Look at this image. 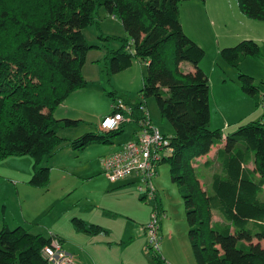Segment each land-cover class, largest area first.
I'll return each mask as SVG.
<instances>
[{"label": "trees", "instance_id": "obj_1", "mask_svg": "<svg viewBox=\"0 0 264 264\" xmlns=\"http://www.w3.org/2000/svg\"><path fill=\"white\" fill-rule=\"evenodd\" d=\"M187 1L203 0H0V160L30 156L33 174L28 185L48 187L50 169L39 164L66 141L57 130L83 122L55 119L53 112L86 84L85 58L97 46H89L83 30L93 24L96 7L104 6L117 14L128 35L120 49L108 51L109 71L117 74L130 68L134 59L142 60L146 73L139 93L143 100L153 97L161 117L173 127L168 137L173 153L161 162L168 164L183 200L195 264H264V248L252 243L264 239V116L239 125L224 138L219 129H208L209 80L199 67L205 53L185 35L179 21V5ZM235 1L243 16L264 21V0ZM170 42L174 51L169 61L163 50ZM129 47L132 50L125 51ZM259 54L258 44L251 40L220 51L222 61L234 69L242 59ZM182 62L191 63L193 71L180 73ZM237 80L243 92L264 106V81L257 88L249 76L241 74ZM118 100L131 109L130 121L139 127L145 120L140 110H146L144 101ZM123 125L77 137L68 141L70 148L82 152L94 144L110 145ZM223 141L207 193L192 160ZM204 165L209 168L211 162ZM154 202L153 208L162 213ZM72 224L77 231L105 233L76 218ZM52 239L61 244L57 236L5 226L0 231V264H48L42 250ZM147 250L153 264L164 263L155 250Z\"/></svg>", "mask_w": 264, "mask_h": 264}, {"label": "rangeland", "instance_id": "obj_2", "mask_svg": "<svg viewBox=\"0 0 264 264\" xmlns=\"http://www.w3.org/2000/svg\"><path fill=\"white\" fill-rule=\"evenodd\" d=\"M226 2L230 3V6H226L227 10L224 9V6L212 12L211 23L210 21H200L199 34L201 45L199 46L205 53L200 69L208 77L210 85L209 112L211 119L208 129L216 131L219 127L217 125H225L229 119L238 118V120L229 122L228 128H220L223 130L219 131L225 136L236 131L239 125H244L251 120V122L257 121L253 117L251 119L243 118L252 109L258 108L264 113V106L255 103L254 97L243 92L241 84L237 80L238 75L249 76L254 79L253 86L257 88H260L264 81V41H259L264 39V21L247 19L240 13L235 0H226ZM184 16L188 19L187 14L183 13L182 20ZM93 19V24L83 30V35L89 46H97V49H90L85 58L86 84L69 96L68 103H65L66 99L63 105L57 107L53 112L55 119L64 117L63 119L77 120L69 117L80 115L85 117L88 122H80L78 126L57 130L59 137L66 141L54 151L49 159H43L39 164V167H49L50 169L48 189L30 187L32 189L28 191L30 192L29 196L21 194L20 200L17 196L10 198L6 207V221L11 223L12 229L16 228V222H13L10 215L20 213V204L26 217H29L33 210L43 209L39 218L29 220V226L27 224L24 227H29L28 231L33 235L41 234L48 237L57 233L64 240L62 249L67 254L74 253L76 255V251H73L72 247L76 245V248H86V252L91 254L90 258H86L88 264H93L92 253H95L97 257V264H152L151 254L147 250L146 228L152 222L155 202L148 199L140 200L144 194L139 193L137 187L142 183L129 185L132 186L137 201L130 197L131 190H127L124 195L108 190L107 187L111 184L102 174V159L96 157V154L102 149H112L129 140L138 127L130 121L129 116L125 113L124 131L113 141L112 145H92L82 152H75L70 148L68 142L88 133L98 134L100 130L96 116L110 113V105L118 99L136 104L144 101L151 123L168 137L174 133L171 124L161 117L155 99L148 97L143 100L139 93L142 88V76L146 73V64L142 60L134 59L130 68L117 74H112L108 69L106 60L108 51L120 49L128 39L117 14H110L104 6H97ZM243 22L252 23L254 28ZM236 27L241 29L232 38L238 37V42H235L233 46L224 47L221 40L222 33L225 29H228L227 33H233L236 31ZM195 34L198 35L197 32ZM187 37L192 40L189 36ZM224 40L226 43L229 42L228 38ZM244 40L257 43L260 54L242 59L235 69L227 66L221 59L220 51L234 47ZM172 44V42L167 43L163 50L165 58L169 61L174 51ZM196 44L198 45V43ZM130 50H132L130 47L125 49L127 52ZM217 53L219 56L216 55ZM190 68H192L191 63L182 62L179 72L186 74ZM228 72H233V74ZM222 77H225L226 83L221 93L218 89ZM112 151L114 152L115 149ZM213 160L215 163L210 168L201 165L199 169L195 170L199 178H202V186L207 193L211 192V177L219 166L215 157ZM192 165H197L196 158L192 160ZM32 167L33 159L30 156H12L0 160V191L4 189L3 179H9L10 176L29 175L31 177L33 172L29 174V170ZM96 173V176H103L104 179L86 178ZM152 181L163 209L157 232L159 247L156 251L157 255L165 260L163 264H195L188 239L183 200L178 186L170 179L167 163L160 162L158 164ZM1 197L0 193V199ZM122 204L127 206L122 208ZM78 215L83 216L84 219H82L88 224L96 222L95 224L103 227L108 234L106 236H90L83 232H77L72 224V219L79 217ZM134 215H137L139 219ZM129 217L134 218L135 222L139 224L135 227L143 235L140 238L145 239L142 248H140L141 239L135 237V229H130L134 228L132 226L134 224L127 220ZM126 228L134 232H130V240L128 238L126 244H123ZM143 228L145 233H143ZM2 229L3 227L0 231ZM95 238L99 242L98 244H94ZM252 243H259L261 248H264V239L260 241L253 239ZM75 257L77 261L85 264L82 258L77 255Z\"/></svg>", "mask_w": 264, "mask_h": 264}, {"label": "crops", "instance_id": "obj_3", "mask_svg": "<svg viewBox=\"0 0 264 264\" xmlns=\"http://www.w3.org/2000/svg\"><path fill=\"white\" fill-rule=\"evenodd\" d=\"M228 5L230 6V3L226 2V0L187 1V2L181 3L180 6H179V21H180L181 27L183 29V32L187 36H189L190 38H192L193 41H195L196 43H198V45H200V37H199V34H200V21L201 22L210 21V23H211V14H212V12H214V11H216V10L224 7V6H225L224 9L227 10L226 6H228ZM183 13H186L187 14L188 19L185 18V16H184V19L182 20V14ZM243 23H245V22H243ZM249 23L250 22H248L247 24L245 23V24L246 25H249L252 28H254V25L252 23L251 24H249ZM240 29H241L240 27H236V31L233 32V33H227L228 29H225L224 30V32L221 35V40L223 42V46L224 47L233 46V44H235V42H238L239 38L238 37L232 38V36L237 35V33L240 31ZM195 32H197L198 35H196ZM226 38L229 39V42L228 43H226L225 40H224ZM259 41H264V39H260ZM216 55L219 56V53H217ZM200 66L202 67V61L199 64V67ZM189 70L190 71H193V66ZM228 73L233 74V72H228ZM82 75H83L84 79H86L85 65L83 66V69H82ZM209 76L211 78V75L210 74H209ZM220 79H221V82L219 84L220 87H219L218 91L219 92L221 91V93H222V91H223L222 89L224 88V85L226 83V79H225V77H222ZM209 90H210V85H209ZM69 99L70 98L68 97V99L66 100L65 103H68ZM249 101L252 103L251 100H249ZM132 104H136V103H132ZM61 105H63V104H61ZM145 106H146V104H145ZM108 114L109 113H107V114L106 113H102V114L96 116V120L98 121V123H97L98 129H99V122H100L101 118H103V116H106ZM241 116H243V114H241ZM263 116H264V113H262L257 108V109H252L250 111V113L248 115H244L243 118L244 119H247V118L251 119L253 117L256 120H260ZM69 118L77 119V120H82L83 122H88V120H86L85 117H82L80 115H78L77 117H69ZM239 118H241V117H239ZM59 119H61V118H59ZM210 119H211V117H210ZM235 120H238V118L237 119H229L228 123H226L225 125H217V126H219L218 129L219 130H223V129H220V128H224V129L228 128L229 122H233ZM241 120H243V119H241ZM124 126H125V124L123 125L122 133L124 131ZM136 131L133 132L131 138L129 140H127V141L132 140V138H133V136H134V134H135ZM163 135H165V134H163ZM224 137H225V135L223 134V138ZM113 141H112V143L110 145L113 144ZM127 141H125V142H127ZM125 142H123V143H125ZM122 144H120L117 147H113L112 149H107V148L106 149H102L99 153L96 154V157L99 158V159H103L104 157L112 154V152H113L112 150L113 149H115L114 152L118 151L119 148H120V146ZM223 144H224V141L222 142V144H220L218 146H215V147H212L211 150L209 151V153L207 155H204V156H201L199 158H196L197 165H192L193 168L194 169H199L201 165L205 166L204 164H205L206 161L211 162V165L214 164L215 162H214L213 159H214V157L216 159L217 149L220 148V147H222ZM94 145H102V144H94ZM104 146H108V145H104ZM89 147H87L86 149H88ZM32 168H31V170H29V174H31ZM96 175H97V173L96 174H91V175L87 176L86 178L87 179H94V178H96V179H99V180H101V179L103 180L104 179L103 176H96ZM8 178L9 179H3L4 184H2V186L4 187V189L0 191V193L2 195V197L0 199V229L2 227L4 228L5 226L8 229H12L11 223H9V221H6V217H7L6 207H7L8 200H10V198H13L14 196L19 197V200H20L21 194L27 197V196H29V193H30L28 191H30V189H32V188H30L31 186L28 185V180L30 179V176L29 175H27V176H10ZM49 183H50V171H49ZM109 183L111 185H108L107 188H108V190L112 191V193H114L116 191V193H121V195H124V193H126L127 190H131L132 193H131L130 197H132L135 201H137L136 200L137 196L135 195L132 186H129L130 184H136V183L139 184V180H138V178L136 176H129V177H127V178H125V179H123V180H121L119 182H116V184L115 183H111V182H109ZM200 183L202 184V179L200 180ZM48 187H49V185H48ZM48 187L46 189H48ZM123 187H125V188H123ZM41 189H44V188H41ZM142 196L140 197V200L141 201H143L141 199ZM156 201L159 203V200H158L157 195H156ZM159 205H160V203H159ZM125 206H127V205L122 204V208H124ZM160 207H161V205H160ZM161 209H162V207H161ZM42 210L43 209H41L39 211L33 210V212L30 213L29 217H26V215L24 214V211H23V207L20 204L19 205V211H20V213L11 214L10 216L12 217L13 222H16V226L15 227L22 226L24 229L28 230L29 227L28 228H25L24 226L27 225V224L29 226V220H36L37 218H39L40 215H41V213H42ZM134 216L137 217V215H134ZM79 217H81V218H79ZM79 217H74V218L79 219V220H82L87 225H97V226L101 227L100 225L95 224L96 222H90L91 224H88V223H86L83 220L84 219L83 216H79ZM214 218H215V220H219L217 217H214ZM127 220L133 222V224H134V225H132V226H134V228H130V229L131 230L135 229L134 230L135 231V237L137 239L140 238V237H142L143 236L142 233L135 227L136 225L138 226L139 224L135 222L134 218L129 217ZM101 228L105 231V233L99 234V235L106 236L108 234V232L103 227H101ZM131 230H129L127 228L124 230V233H125L124 236H126V237H125V239H123L124 240L122 242L123 244H126V242H127L126 240L128 238L130 240L129 234H130V232H134V231H131ZM77 232H82V231H77ZM83 233H85L86 235H90V236H99V235L89 234V233H86V232H83ZM143 233H145L144 232V228H143ZM50 236H57V237H59V235L57 233L55 235H50ZM50 236H48V237H50ZM59 238L61 240V244H62V248H63V242H64V240L61 237H59ZM140 239H141L140 248H142L143 245L145 244V239L144 238H140ZM95 240H96V242L94 244H98L99 242H97V239L96 238H95ZM72 247L74 248L73 251L74 250L76 251V255L79 256L80 258H82V260L84 261L85 264H88V260L87 259L90 258L91 254L90 253L88 254L86 252L87 251L86 248H81V247L76 248V245H73ZM76 255L73 253L71 256L74 258V260H75V262L77 264H83L79 260L77 261V259L75 257ZM92 257H93V264H95V263L97 264V257L95 256V253H92Z\"/></svg>", "mask_w": 264, "mask_h": 264}, {"label": "built area", "instance_id": "obj_4", "mask_svg": "<svg viewBox=\"0 0 264 264\" xmlns=\"http://www.w3.org/2000/svg\"><path fill=\"white\" fill-rule=\"evenodd\" d=\"M143 111L145 120L141 122L132 140L123 143L119 150L104 157L102 161V174L106 179L115 183L129 176H136L141 185L137 191L144 194L145 200H156V190L153 185L155 169L164 159L173 153L168 136L163 135L150 121L147 111ZM131 114V109L117 100L110 105V113L99 122L102 131H113L125 123L124 114ZM161 212L153 208L152 222L146 228L148 247L158 251L157 232L159 230V219ZM43 258L48 264H77L74 258L64 252L62 244L52 239L50 244L42 250Z\"/></svg>", "mask_w": 264, "mask_h": 264}]
</instances>
